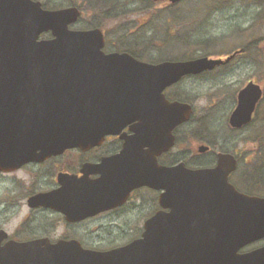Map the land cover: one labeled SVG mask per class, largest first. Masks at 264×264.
Segmentation results:
<instances>
[{
	"label": "water",
	"instance_id": "1",
	"mask_svg": "<svg viewBox=\"0 0 264 264\" xmlns=\"http://www.w3.org/2000/svg\"><path fill=\"white\" fill-rule=\"evenodd\" d=\"M79 15L75 5L48 9L40 0H0V169L67 147L91 146L131 114L140 119L147 106L164 107L165 120L173 113V123L182 122L190 105L169 103L163 88L235 53L224 59L198 56L155 63L127 52L106 53L100 28L69 27ZM46 31L52 37L38 38ZM261 96L260 85L247 82L238 92L230 126L248 123ZM236 165L233 154L219 152L211 167L189 169L181 163L134 171L128 184L166 189L170 211L149 220L152 226L163 224L161 230L108 250L86 249L72 240L1 244L5 233L0 230V264H264V247L238 251L264 235V209L258 212L264 199L237 190L228 180ZM161 178L165 182L158 185ZM179 193L188 196L180 198L182 204L193 205L189 218L172 205Z\"/></svg>",
	"mask_w": 264,
	"mask_h": 264
},
{
	"label": "flooded vegetation",
	"instance_id": "2",
	"mask_svg": "<svg viewBox=\"0 0 264 264\" xmlns=\"http://www.w3.org/2000/svg\"><path fill=\"white\" fill-rule=\"evenodd\" d=\"M144 1L145 5L150 6V11L145 10L138 17L144 32L127 45L117 43L112 47L108 46L105 33L97 22L81 29L100 28L103 33L104 52H127L143 60L141 52L146 51L148 46L158 48L159 51L161 45L163 46L161 44L163 9L164 6L172 5L163 1ZM102 4L99 5L101 7L98 8V12L104 16L110 15L107 14V8L114 7L115 4L109 5L105 2ZM152 6L157 8L153 11ZM81 14L82 10L80 17ZM127 36L126 33H121L119 39L125 40ZM50 37H52L51 32L46 31L38 38ZM139 46L141 52L135 50V47ZM248 48L247 45L240 46L218 56L207 55L211 58L224 59L235 52L229 60L212 69L196 74H184L177 81L163 88L162 94L169 103L178 101L190 105L188 118L182 122L174 124L173 113H169L165 120L164 107L161 109L157 106L154 108L147 106L140 119L139 116L131 114L119 128L105 132L91 146L67 147L55 154L26 161L10 170L0 169V215L3 221L0 230L5 233L1 244L8 240L18 242L42 240L50 244L72 240L86 249L108 250L141 238L145 232H157L161 230L163 224H159L158 227L152 226L149 225V220L156 214L164 215L170 211V205L164 200L166 189L163 186L134 184V181L128 184L127 178L132 172L148 167L159 169L181 163L189 169L211 167L215 165L219 152H229L237 160L236 168L228 177L236 189L264 199V160L255 154L253 161L258 162L254 166L253 162H250L248 171L242 174V180L239 178L238 182L242 186L237 185L231 178L239 165L237 152L217 151L214 156L211 153L209 158L208 154L212 146L198 130L200 126L197 128V123L207 115L203 114L202 118L195 116V92L191 87L187 91L180 87L184 81H188L191 86V83L198 78L212 81L229 78L233 70L219 68L232 62L239 54L246 53ZM238 49L242 51L236 52ZM249 81L260 85L262 96L254 108L251 120L235 128L230 126L229 117L237 104L239 90ZM221 90L224 92L227 129L243 130L256 117L259 103L264 99V86L255 78H249L240 86L234 87L223 82ZM206 118L203 121L209 120L208 117ZM166 126H170L167 133ZM168 138H171L170 142ZM189 138H194L196 141L186 146ZM258 149L256 148L255 151ZM159 181L164 183L165 178L158 179V185ZM130 184L132 186L127 193L120 194L126 185ZM176 197V203H172L173 207L183 210L182 212L186 214L185 218H189L193 205L188 202L182 204L180 201V198H188V196L179 193ZM261 208L264 209V205L258 206V212ZM11 219L14 220V228L7 231L6 227ZM122 237L127 240H120ZM262 247H264V235L244 244L238 251L242 253Z\"/></svg>",
	"mask_w": 264,
	"mask_h": 264
},
{
	"label": "rangeland",
	"instance_id": "3",
	"mask_svg": "<svg viewBox=\"0 0 264 264\" xmlns=\"http://www.w3.org/2000/svg\"><path fill=\"white\" fill-rule=\"evenodd\" d=\"M40 1L49 8L71 4L79 6L82 10L81 17L71 27L81 29L97 22L110 47L117 43L127 45L132 39L139 37L144 28L138 17L150 9L144 0H103L109 5L115 4L114 7L107 8V14L110 15L104 16L98 12V8H94L97 7V0ZM156 8L152 6L151 10ZM162 18V49L159 51L158 48L148 46L146 51L141 52L140 46L135 47L145 61L218 56L240 46H249L246 53L239 54L232 62L219 68L233 70L229 78L223 81L198 78L191 86L188 81L182 82L180 86L186 91L191 87L195 92V116L202 118L205 114L207 116L203 119H209L207 122L202 119L197 123V128L200 126L198 130L212 146L209 158L211 153L214 156L217 151L237 152L239 165L231 178L242 186L238 182L239 178L250 167L255 154L264 160V99L259 103L256 117L250 124L241 131H230L226 127L224 92L221 87L223 82L233 87L240 86L249 78H255L264 86V0H181L173 6H164ZM121 33L128 35L125 40L119 39ZM195 141L194 138H189L185 145ZM256 148L261 149L255 151ZM2 223L0 215V225ZM13 225L14 220L11 219L8 226H5L7 231H11ZM120 240L126 241L127 238L122 237Z\"/></svg>",
	"mask_w": 264,
	"mask_h": 264
},
{
	"label": "trees",
	"instance_id": "4",
	"mask_svg": "<svg viewBox=\"0 0 264 264\" xmlns=\"http://www.w3.org/2000/svg\"><path fill=\"white\" fill-rule=\"evenodd\" d=\"M102 3H104V1L103 0H97V7H94V8H99V7H101V6H99V5H101ZM96 6V5H95ZM258 161L257 160H255V161H253V166L257 163Z\"/></svg>",
	"mask_w": 264,
	"mask_h": 264
}]
</instances>
